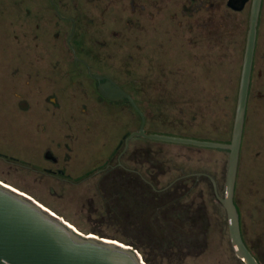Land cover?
<instances>
[{
    "label": "flooded vegetation",
    "instance_id": "flooded-vegetation-1",
    "mask_svg": "<svg viewBox=\"0 0 264 264\" xmlns=\"http://www.w3.org/2000/svg\"><path fill=\"white\" fill-rule=\"evenodd\" d=\"M107 37L113 41L114 53L127 56L136 65L143 64L144 60L149 73L163 76L149 88L157 90L162 100L170 89L164 74L178 73V86L174 83L181 94L178 102L181 107L187 104L194 107V112L189 113L191 117L200 121L210 117L227 120V137L213 143L232 144L241 91L245 86L234 204L243 242L257 262L264 264L262 225L258 233L255 230L249 233L244 222L247 214L255 224L257 211L246 208L247 205L242 207L237 200L245 171L264 165V0H0V59L12 55L19 60L18 65L0 72V117L17 115L21 138L23 118L28 129H34L52 143L56 140L55 133L61 131L69 149L74 115L59 114L61 101L73 100L75 87L85 95L88 84L101 102L129 105L141 119L140 127L124 135L107 160L75 178L61 167V161L50 149L46 150L45 157L51 167L30 166L1 150L0 163L21 174L24 170L38 178H51L63 184L92 181L98 189L105 187L115 193L121 189L124 172L132 186H137L139 179L150 186L158 181L151 171L140 167V150L135 143L146 139L136 137L126 143L142 126L139 110L145 117V125L147 121L136 97L109 75L98 72L91 63L93 58H100L101 49L109 44ZM9 43L18 47L23 44L24 49L10 50ZM58 43L62 50H58ZM173 51L181 56L179 66L159 60L158 56ZM144 52L142 61L136 59L135 55ZM75 77L82 81H76ZM107 81H113L129 94L138 110L126 98L113 102L103 97L99 87ZM131 82L137 84L138 80L131 77ZM192 90L194 94H190ZM141 91L145 103L151 100L144 95V88ZM184 114L181 112L180 116ZM61 120L66 128L62 127ZM144 132L151 134L145 127ZM5 139L6 135L0 134V140ZM55 145L62 148L57 140ZM216 150L226 156L223 182L222 172L201 169L183 174L168 187L189 179L183 186H189L192 192L184 194L183 200L199 202V212L207 210L209 201L215 211L221 209L227 219L220 198L224 194L231 151ZM257 179L256 176L251 178L254 183ZM229 248L233 260L243 264L233 251L230 237Z\"/></svg>",
    "mask_w": 264,
    "mask_h": 264
},
{
    "label": "rangeland",
    "instance_id": "rangeland-1",
    "mask_svg": "<svg viewBox=\"0 0 264 264\" xmlns=\"http://www.w3.org/2000/svg\"><path fill=\"white\" fill-rule=\"evenodd\" d=\"M107 39L109 44L101 49L100 58L97 60L93 58L91 63L98 72L109 75L122 84L128 92L134 94L138 106L147 117L145 128L148 133L207 142H219L227 137L225 130L228 126L227 120L221 118L216 120L210 117L200 121L189 114L194 112V107L189 104L181 107L178 102L179 99L181 100L180 90L174 87V83L177 82L178 86L180 81L178 73L164 74L170 89L164 94L165 98L162 100L157 90L149 89L152 82L160 81L163 76L149 73L147 64L143 60L146 52L138 56L134 54L136 59L143 60V64L141 62L140 65H136L129 61L127 56L114 53V45L111 44L113 41L108 37ZM18 48L24 49V45L18 47L9 43L8 49ZM57 48L61 49L59 43ZM169 53L158 56L159 60L168 65L179 66L180 54L174 51L172 54ZM10 56L0 59V72H5L10 66L18 65L19 60ZM131 77L138 80L137 84H132ZM74 79L82 81L81 78ZM142 88L145 89L144 95L151 99L147 103L142 100ZM74 93L73 100L61 101L62 107L59 110L60 115L68 112L74 115V121L70 124L73 140L68 141L69 149H66V140L61 131L54 136V139L62 144V148H58L55 145L56 140L52 143L50 139L35 132L34 129H28L23 118L21 138L19 118L10 113L11 116L0 117V134L6 135L5 140H0V150L3 154L21 159L30 166L51 167L45 157L46 150L50 149L61 161V167L75 178L107 160L122 137L141 125L140 117L129 105L101 102L90 84L87 86L85 95L76 87ZM190 94H194V91L192 90ZM158 100H162V103ZM181 112L185 113L184 116H180ZM60 123L62 127L65 124L62 120ZM135 144L140 150V167L145 171L146 169L151 171L161 187L183 174L201 169L222 172L221 181H224L227 165H225L226 156L222 151L151 140H142ZM252 171L253 175H249ZM253 176L258 178L257 183L252 182ZM263 178L264 165H257L254 170L245 171L237 192V200L242 207L247 205L246 208H254L257 211L255 224L251 222L247 214L244 218L245 229L249 233L253 230L258 233L262 225L261 232L264 234V224H261V218H264ZM0 181L12 188L24 190L27 195L43 204L44 208L63 217L70 225L85 234L100 231L105 233L104 236L120 239L118 236L122 232V226L119 223L121 220L124 222L129 219L128 213L121 209L123 199L116 201L110 189L101 188L100 190L92 181L63 184L51 178H38L37 175L24 170L21 174L18 170L5 167L2 163H0ZM194 205V210H199V202H194ZM206 207L207 210L201 212L202 216L199 213L197 215L200 216V223L207 226L205 232L208 234V249L197 257H179L172 253L162 257L156 254L154 259L157 262L161 264H238L233 260L229 248L227 219L224 212L221 209L215 211V207L209 201Z\"/></svg>",
    "mask_w": 264,
    "mask_h": 264
},
{
    "label": "water",
    "instance_id": "water-1",
    "mask_svg": "<svg viewBox=\"0 0 264 264\" xmlns=\"http://www.w3.org/2000/svg\"><path fill=\"white\" fill-rule=\"evenodd\" d=\"M99 93L113 102L126 98L138 110L130 95L113 81L102 84ZM245 101L246 88L243 86L231 145L146 134L145 117L140 110V131L131 134L126 143L137 137L155 142L230 150L224 194L220 201L227 214L231 245L243 264H259L243 242L234 204ZM43 206L33 197L0 181V264H149L138 250L123 240L85 234Z\"/></svg>",
    "mask_w": 264,
    "mask_h": 264
},
{
    "label": "trees",
    "instance_id": "trees-1",
    "mask_svg": "<svg viewBox=\"0 0 264 264\" xmlns=\"http://www.w3.org/2000/svg\"><path fill=\"white\" fill-rule=\"evenodd\" d=\"M188 181L161 187L157 180L150 186L139 179L137 186H132L124 172L119 192L111 191L116 201L123 199L121 209L129 216L119 223L122 232L118 237L140 251L149 264H161L154 259L156 254L197 257L208 249L207 226L199 221L201 212L194 210V202L188 203L182 198L192 192L189 186H183ZM93 234L105 235L100 231Z\"/></svg>",
    "mask_w": 264,
    "mask_h": 264
}]
</instances>
